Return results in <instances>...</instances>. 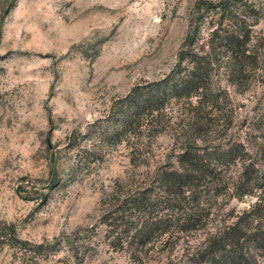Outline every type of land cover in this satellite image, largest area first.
Returning a JSON list of instances; mask_svg holds the SVG:
<instances>
[{
    "label": "rangeland",
    "instance_id": "1",
    "mask_svg": "<svg viewBox=\"0 0 264 264\" xmlns=\"http://www.w3.org/2000/svg\"><path fill=\"white\" fill-rule=\"evenodd\" d=\"M198 1L0 0V240L27 241H0V264H189L210 233L250 207L253 194L210 190L204 226L144 247L114 237L126 225L114 217L123 196L155 186L156 171L176 163L188 108L173 102L167 130L119 142L100 127L134 84L170 72ZM216 17L207 12L199 36ZM263 29L264 13L254 25ZM224 74L214 77L225 96L206 138L243 142L264 170V68L243 84ZM57 241L55 251L43 247Z\"/></svg>",
    "mask_w": 264,
    "mask_h": 264
},
{
    "label": "trees",
    "instance_id": "2",
    "mask_svg": "<svg viewBox=\"0 0 264 264\" xmlns=\"http://www.w3.org/2000/svg\"><path fill=\"white\" fill-rule=\"evenodd\" d=\"M210 10L217 17L207 20L208 30L199 36ZM263 13L264 2L199 0L170 72L134 84L116 101L114 113L107 118L110 124L100 127L103 139L119 142L143 129L167 130L171 118L167 110L173 102L188 108L186 120L178 123L181 144L176 163L158 169L155 186L128 192L114 210V217L126 224L114 229V237L122 244V234L144 247L160 235L204 226L211 214L206 197L210 190L237 198L253 194L256 199L250 207L210 233L189 264H260L257 256L264 257V223L252 222L264 213V170L243 142L224 136L210 141L206 134L212 106L225 96L215 75L223 72L230 83L243 84L255 70L264 68V29L254 30ZM20 242L27 243L10 235L5 243ZM43 247L55 251L60 244L49 242Z\"/></svg>",
    "mask_w": 264,
    "mask_h": 264
}]
</instances>
